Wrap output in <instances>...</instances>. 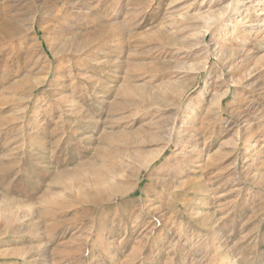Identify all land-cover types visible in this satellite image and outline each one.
Returning <instances> with one entry per match:
<instances>
[{
    "label": "rangeland",
    "instance_id": "rangeland-1",
    "mask_svg": "<svg viewBox=\"0 0 264 264\" xmlns=\"http://www.w3.org/2000/svg\"><path fill=\"white\" fill-rule=\"evenodd\" d=\"M0 28V264H264V0H0Z\"/></svg>",
    "mask_w": 264,
    "mask_h": 264
},
{
    "label": "bare ground",
    "instance_id": "bare-ground-1",
    "mask_svg": "<svg viewBox=\"0 0 264 264\" xmlns=\"http://www.w3.org/2000/svg\"><path fill=\"white\" fill-rule=\"evenodd\" d=\"M249 1V0H248ZM246 6V3H242V6H240V5H235L234 7H229V9H228V11H233V13L235 14V13H239L241 10V8H244ZM230 13V12H229ZM34 19V18H33ZM230 22H234V24H238L239 23V19H237L236 18V16L234 17V18H227V19H225L224 20V25L226 26V25H228ZM6 23V24H5ZM4 24L5 25H7V21H4ZM210 24V23H209ZM21 25H23V24H21ZM207 25V24H206ZM1 29V31H2V33H4V29H5V27H4V29H2V28H0ZM13 31H14V33H18V32H20L21 31V26H20V24H13ZM205 31H208L207 29L205 30ZM6 33H7V31H6ZM204 34V33H203ZM202 34V35H203ZM9 35V33H7V36ZM204 36V35H203ZM37 83V82H36ZM212 245V244H211ZM208 249V248H207ZM212 250V249H211ZM229 252V251H228ZM224 256V255H223ZM222 256V257H223ZM226 256V255H225ZM226 258V257H225ZM225 258L223 257V258H220L221 260H218L219 262L217 263V264H222L224 261H225ZM224 259V260H223ZM228 260V259H227ZM223 264H225V263H223Z\"/></svg>",
    "mask_w": 264,
    "mask_h": 264
}]
</instances>
